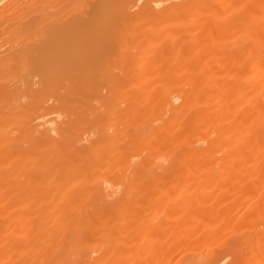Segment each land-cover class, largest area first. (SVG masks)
<instances>
[{
    "label": "bare ground",
    "instance_id": "1",
    "mask_svg": "<svg viewBox=\"0 0 264 264\" xmlns=\"http://www.w3.org/2000/svg\"><path fill=\"white\" fill-rule=\"evenodd\" d=\"M171 261L264 264V0H0V264Z\"/></svg>",
    "mask_w": 264,
    "mask_h": 264
},
{
    "label": "rangeland",
    "instance_id": "2",
    "mask_svg": "<svg viewBox=\"0 0 264 264\" xmlns=\"http://www.w3.org/2000/svg\"><path fill=\"white\" fill-rule=\"evenodd\" d=\"M203 109H204V107H203ZM201 159H203V158H201ZM220 183H222V182L220 181ZM207 197L210 198V199H212V194L209 195V196H207ZM141 200H142V198H141ZM141 200H140V202H141ZM180 253H181V252H180ZM179 255H180L179 253L176 254V255L173 257V259H176V260H177V258L179 257ZM176 260H175V261H176ZM173 262H174V261H171L170 263L173 264Z\"/></svg>",
    "mask_w": 264,
    "mask_h": 264
}]
</instances>
